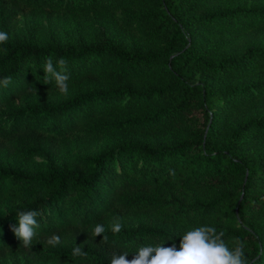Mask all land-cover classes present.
I'll use <instances>...</instances> for the list:
<instances>
[{
	"label": "trees",
	"instance_id": "1",
	"mask_svg": "<svg viewBox=\"0 0 264 264\" xmlns=\"http://www.w3.org/2000/svg\"><path fill=\"white\" fill-rule=\"evenodd\" d=\"M242 2L2 0L10 23L28 8L86 15L96 8L155 6L156 15L131 17L141 38L158 41L161 49H128L110 38L94 46L57 41L0 45V79L11 77L7 87L0 86V108L29 86L56 89L54 82L43 80L49 56L67 61L69 87L79 88L63 102H40L0 114V149L10 146L26 158L43 145L58 152L69 135L81 131L92 135L166 126L186 137L153 147L145 141H124L113 150L83 157L82 169L54 167L33 175L0 169V260L9 250L21 248L35 259L110 264L116 251L112 244L129 250L142 242L171 246L167 230L149 226L125 228L115 235L106 230L107 244L101 242L102 235L92 237L91 222L118 210L147 213L169 224L178 234L177 247L180 235L192 228L221 227L230 247L237 240L245 243L249 264H264V114L259 116L264 45H243L251 29L264 25V6L244 7ZM198 74L206 78L198 79ZM242 118L245 122L231 129L234 120ZM196 190L209 196L212 206L194 203ZM212 193L219 195L213 199ZM21 210L40 213L38 233L46 242L56 234L74 244L24 248L11 230L18 226ZM77 245L87 258H71Z\"/></svg>",
	"mask_w": 264,
	"mask_h": 264
},
{
	"label": "rangeland",
	"instance_id": "2",
	"mask_svg": "<svg viewBox=\"0 0 264 264\" xmlns=\"http://www.w3.org/2000/svg\"><path fill=\"white\" fill-rule=\"evenodd\" d=\"M244 7L264 6V0H243ZM159 12L155 6L145 10L139 6H131L126 9L103 10L92 9L89 14L80 15L75 13H65L61 9L44 7L35 10L28 8L20 13L10 23L6 16L7 13L0 0V31H5L9 34L8 42L23 43L32 41L39 45H45L49 41H57L62 45L87 44L90 46L97 45L103 38H110L122 43L128 49L139 48L142 51L160 50L161 45L158 41H145L141 38L138 26L132 20L133 14H157ZM250 44L264 45V25L251 29L248 38L243 41L245 47ZM197 78L204 79L206 76L201 74ZM259 78H262V76ZM91 87V86H87ZM86 86L82 89L85 90ZM76 87H69V93L64 96L57 89L45 91L38 90V95L29 91L20 93L11 101H5L0 108V114L9 115L17 112L20 109L34 105L36 103L63 102L74 91ZM252 112H256L255 108ZM264 114V104L260 106V115ZM131 115V113H130ZM129 115V116H130ZM245 118L236 119L233 122L232 128L243 124ZM185 133L174 132L168 127L157 128L155 130L134 128V129H117L105 133L88 135L84 131L69 135L62 142L61 149L58 152H53L47 146H41L36 149L33 154L26 158L19 151L12 149L10 146H5L0 149V169L4 171H14L22 169L29 174L37 172L47 173L52 168L56 167L59 170L63 169H82L81 159L83 157H92L106 151L113 150L124 141H145L149 146L154 145H172L184 140ZM171 197L177 196L173 191L170 192ZM219 194L212 193V198L215 199ZM193 202L199 207L208 208L212 206L213 200L205 195L203 191L196 190ZM123 224L125 228H135L140 226H149L154 228H163L167 230L172 238L175 239L178 234L172 229L169 224L155 221L149 214H124L118 210H110L104 214L101 221L94 220L90 226L93 227L96 223L104 224L106 230H110V225L116 220ZM226 229V227H223ZM122 229V230H123ZM217 231L223 229L216 228ZM37 246L50 249H64L72 246L74 243L69 239L60 241L55 246H48L47 242L39 237ZM176 244V241H170ZM35 243V242H34ZM0 264H80L68 260L61 261L59 259L41 260L35 259L27 254L21 248H13L9 250L5 258L0 260Z\"/></svg>",
	"mask_w": 264,
	"mask_h": 264
},
{
	"label": "clouds",
	"instance_id": "3",
	"mask_svg": "<svg viewBox=\"0 0 264 264\" xmlns=\"http://www.w3.org/2000/svg\"><path fill=\"white\" fill-rule=\"evenodd\" d=\"M9 34L0 31V45L6 44ZM7 51V49H4ZM44 84L54 82L58 92L64 96L69 93L70 73L67 61L64 58L58 60L49 56L44 65ZM11 83V77L0 79V86L7 87ZM28 91L38 95L36 87L29 86ZM40 213L37 210H21L17 213L18 226H12L11 230L15 236L22 241L26 249H32L39 243L38 229L40 227L37 217ZM123 224L116 219L111 225L110 230L119 234L123 229ZM92 237L103 236L101 242L107 244L108 236L106 228L102 223H96L89 232ZM225 233L217 231L214 226L203 225L192 228L182 235L179 247L173 242L171 246H165V241L138 243L132 250L128 247L112 244L111 247L116 251L110 257V264H249L245 253V243L237 240L230 247L224 239ZM174 241L168 238L167 241ZM35 242V243H34ZM47 243L55 246L60 243V236L53 234ZM129 253H134L129 259ZM88 253L81 246L73 248L71 258H87Z\"/></svg>",
	"mask_w": 264,
	"mask_h": 264
}]
</instances>
